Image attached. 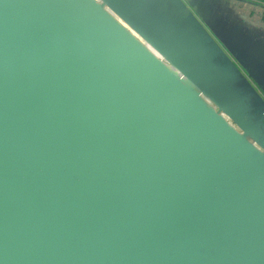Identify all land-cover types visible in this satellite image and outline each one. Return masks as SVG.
Segmentation results:
<instances>
[{"label": "water", "instance_id": "water-1", "mask_svg": "<svg viewBox=\"0 0 264 264\" xmlns=\"http://www.w3.org/2000/svg\"><path fill=\"white\" fill-rule=\"evenodd\" d=\"M39 1L0 0V123L2 122L5 128L25 130L27 139L37 143V146L42 142L51 143L58 140L57 143L60 146L57 147V143L48 145L50 157H45L51 160L55 157L51 153L53 147H56L57 153L66 154L64 155L66 161L60 165L61 169H71L81 165L83 171L86 170L87 165L80 159L85 156L82 153H87L89 150L83 151L82 146L79 145L80 122L92 121L84 126V131L88 135L93 132L91 137L93 135L101 137L102 143V139L112 142L108 143L107 149L98 145L91 150L94 161L90 162L99 165L95 166V175L84 173L82 182L85 188L81 189V197L89 201L84 209L87 206L92 207V198L96 197V193H100L98 191L100 190L112 200H118L114 205L117 206L116 215L119 222L117 226L122 230L128 226L130 214L121 216L120 209L128 208L132 202L136 203V206L145 204L144 199H155L156 206L152 204L150 209L158 212V217L151 218L152 221H149L151 225L142 228L147 235L136 239L135 243H129L137 244L131 246L133 249L120 250L121 258H116L118 262L122 264H228L229 261L238 258L239 254L248 259L240 252V249L243 250V246L252 239L264 240V143L262 141L264 100L258 92L223 53L182 0L169 1L187 23L190 32L199 39V45L208 56L207 68L215 74L213 79L195 73L202 71L194 69L193 66L183 65L182 57L176 56L174 60L171 55H167L158 43L149 39L134 24L131 17L125 16L119 6V0H99L100 3L95 2L96 0H85V2L78 0L80 6L75 5L72 8L69 1L65 5L62 3L63 0H58L60 3H56L58 7L53 17L57 15L55 18L57 17L59 23L55 22V18L50 17L52 27L50 26L49 31H46L45 25L41 26L39 21L32 19L33 12H28L30 7L40 8ZM48 3V1L45 2L44 6ZM108 5L116 16L130 25L146 43L163 56L165 63L160 62L148 49L141 48L132 36L124 33L122 27L115 24V19L106 13L105 6L108 8ZM67 21L73 24H66ZM54 24H57L61 32L53 27ZM106 29H111L110 38L105 34ZM47 32H57L59 39L53 34L47 35ZM119 32L125 35L124 38H120ZM84 35H89L91 45L81 40L75 42L74 37H84ZM95 41L110 44L114 48L113 51H117L114 54L118 55L114 56L117 61L125 56L135 57L137 65L132 58H129L132 65L126 68L115 64L107 68L99 67L96 71L110 76L112 80L115 79L114 77L121 80L118 84L113 83L112 80L108 81L111 86L104 84L106 81L103 78L96 80L98 91L96 93L89 91V94L84 95L82 98L88 99L86 101L88 103L84 105L79 102L81 97L75 94L76 87L71 83H77L79 79H83L79 78L77 69L88 67V65L85 64L79 68L70 64H67L69 67L64 65L53 67L51 63H60V56H65L67 51L72 52L73 47L92 48ZM24 44L27 47L31 46L27 48L31 50H25ZM118 44L121 50H116ZM58 45L64 49L63 52L52 48ZM51 50H53L52 57L47 59L46 52ZM125 51L131 52L125 53ZM17 55H20L21 66L15 57ZM72 55L74 53L69 54L70 59ZM13 61H16L17 68L11 70ZM85 61L89 62V60ZM166 62L172 64L179 74L173 72ZM142 66L148 68L147 73L142 71ZM86 69L84 71H91L89 68ZM70 73L74 75L69 76ZM217 76L221 84L214 81ZM256 80L261 83L258 79ZM85 81H87L86 78ZM124 81L137 85L135 95L129 93L132 98L126 104L131 106L129 108H137V110L126 121L134 124L137 122L138 132H125V137L122 133L120 135L123 140L130 139L127 141L128 145L125 144L128 149L120 146L121 139L114 138L112 135L116 126L114 123L122 126V122L125 121L117 122L118 116H122L119 100L123 94L119 93L124 92L122 91ZM120 83L123 84L120 85ZM169 88H173L180 96L166 95L164 91H168ZM108 89H119V93ZM197 90L214 102L219 111L214 112V109L211 110L205 106L197 96L199 94ZM142 92L148 96L146 100L141 99ZM171 99L174 102H171ZM107 106L111 107L107 109ZM142 106H146V110L138 112V107ZM113 109H119V112L114 113ZM73 112H77V116L72 117ZM232 123H235L242 132L234 129ZM93 124H96L97 128ZM140 128L148 132L143 134ZM93 129L96 130L93 131ZM1 135L6 136L7 132H3L0 128ZM247 136L254 143H251ZM157 137L165 139L169 137L167 138L168 146L164 144L165 140L162 138L160 141H154ZM5 141L6 138L0 144L5 145ZM30 147L33 148L35 145ZM107 170L110 175H115L114 178H121V180L114 183L103 181ZM20 173L21 176L26 177L24 171ZM1 174L7 176L2 171ZM72 176L68 177L72 178ZM36 185L42 192L50 186L49 182H37ZM71 185L76 187L74 183ZM172 191H177L179 194L176 195ZM208 197L211 198L209 201L217 203L219 212L209 215L205 210V206L209 205ZM171 198L179 200L178 210L181 207V210L184 212L187 210L188 215H192L191 221L194 228L179 227L175 224L176 214L179 213H170ZM12 200L17 203L16 199L12 198ZM95 200L97 203V197ZM29 202H25L24 209L18 210L19 214L15 213L13 207L7 210L0 204V264H26L27 257L36 258L39 264L51 262L46 260L45 251L38 249L35 252L29 247L32 246L29 242L35 243L37 247L38 244L49 245L54 242L55 236L61 229L62 221L59 219V214L56 215L50 206L43 205L41 208H36L38 203H32L29 207ZM229 209L235 211L234 216L232 211H228ZM194 212L199 213L206 223L205 219L208 218L212 223L217 225L224 223L229 228L221 233V228L218 229L216 228L218 226L214 225L210 227L207 223L208 228L205 230L206 225L202 219H195ZM41 214L48 218H50L48 215L52 216L49 219L51 221L49 225L43 228L40 225L34 226V228L37 227L35 234L44 233V239L38 242L37 235L33 241L29 240L26 243L19 240L20 237H26V234L22 233H19V237L16 235L18 230L24 228L23 219L26 223L29 220L30 223L31 216H35V220L41 217ZM166 217H171L174 223L170 221L166 224ZM258 217L261 219L259 220ZM53 221L57 223L51 224ZM250 222L254 229L243 230L244 224H250ZM63 224L66 225L67 221ZM75 227L84 234L81 239L85 235L90 239L97 237L98 231L92 227L91 229L88 227L82 229L80 225ZM174 228L187 230L190 235L189 240L182 238L186 244H178V250L176 248L170 251L160 250L161 245L164 244H169L166 246L171 248L174 237L172 234L170 236V230ZM239 228L242 231L240 234H238ZM201 239L203 241L199 242ZM94 240L90 242L92 246L87 244L88 249L80 251L77 256L72 255L71 252L68 253L73 256H69L71 262L64 260L60 264H116L117 262L113 260L110 262V254L107 259H102L103 257L97 254L96 257L100 259L89 263L86 253L91 249L93 253L99 252L97 251L100 245L99 239ZM231 240L237 244L232 245ZM149 247H153L156 251L153 255H157L158 252L159 255L150 257ZM258 248L252 252L262 259L261 264H263L264 246ZM47 254L49 255V252ZM52 256L57 258L61 257V254L54 250Z\"/></svg>", "mask_w": 264, "mask_h": 264}, {"label": "rangeland", "instance_id": "rangeland-1", "mask_svg": "<svg viewBox=\"0 0 264 264\" xmlns=\"http://www.w3.org/2000/svg\"><path fill=\"white\" fill-rule=\"evenodd\" d=\"M49 2L48 5H45V2ZM69 1V5L71 6V8L73 6H80L78 3V0H63L62 3H64L66 5V2ZM40 8L35 9L34 7H30V11L28 10L29 13H34L32 19L34 21H39L40 25L44 26L46 28V31L51 30L50 26H51V22L52 20L50 19V17H52V19L55 18L54 15L53 17V13L56 14V9H57V4L56 3H60L58 0H40ZM85 2V0H84ZM95 2L100 3L99 0H96ZM82 4V3H81ZM46 7V9L44 7ZM43 7V8H42ZM116 7V6H114ZM106 8V13H108L110 15L111 18H118V22H115V24L117 23L118 25H120L122 27V30H124V33H126L127 35L132 36V38L138 43V45L141 48H145L147 50V48L154 54L156 55V57L160 60L164 61V58L160 55L159 52L155 51L154 49H152L148 43H146L132 28L130 25L126 24L125 22H123L118 16H116L113 13V10L107 6H105ZM63 14V13H62ZM44 17V20H42V18ZM84 18V17H83ZM110 18V19H111ZM85 19V18H84ZM42 20V22H41ZM55 22L59 23V20H57V17L54 19ZM32 20H29V22H31ZM72 21V20H71ZM71 21H67L66 24L70 23L71 25L73 24ZM33 23V21H32ZM76 26V25H74ZM52 27V26H51ZM54 28H57L59 30V32H61V29L57 26V24H54L53 26ZM145 29V28H144ZM110 30V31H109ZM111 32V29H106L105 30V34H107V36L109 37V33ZM67 33V32H66ZM47 35H51L53 34L54 36H56L59 39V35H57V32H47ZM61 35V34H60ZM80 36V35H78ZM119 36L120 38H124V34L119 32ZM111 37V36H110ZM109 37V38H110ZM75 42L77 40H81L82 42H88L91 45V41L89 38V35H84V37H74ZM113 39V38H111ZM110 40V39H109ZM74 42V43H75ZM33 43V40H32ZM116 43V42H115ZM120 44V43H119ZM116 45V50L120 49V45ZM75 45V44H74ZM93 45V42H92ZM107 42H103V41H95V44L93 45L92 48L86 49L84 47H73L74 50L72 52L67 51V54L64 56H60V63L59 62H54L51 63V65L54 66H60V65H64L65 67H69L67 64L77 66L76 68H79V66H84L85 64L88 65V67L82 68V69H77L79 70V72H76L79 75V78H83L82 80L79 79V81H77V83L72 82L71 84L73 86L76 87V95L81 97V100L79 101L81 104L83 103L84 105L88 102V99H86L85 97L82 98L84 95L89 94L90 92H94L96 93L98 91V88L96 87L97 85L95 84L96 80H99L103 78V80H105L106 82H104V84H109L108 81H111V77L106 75V74H102L98 71H96L99 67H104L107 68L110 65H117V66H123V68L129 67L131 66V61L129 58V56H125L123 57V59H121L120 61H117L114 56H118V55H114L116 52L113 51V47L109 44L108 46ZM36 46V45H35ZM25 50L30 51L31 49H27L29 47L26 46V44H24ZM37 47H39L37 45ZM115 47V46H114ZM147 47V48H146ZM41 48V47H40ZM52 48H57L62 50V52L64 51L63 48H61V45H58V47H52ZM54 50V49H53ZM46 52L47 54V59H51L52 57V51ZM121 50V49H120ZM120 52V51H119ZM126 52H131V51H125ZM72 53H74V55L71 56V59L69 58V54L71 55ZM170 55L173 57V59L175 60L176 58V53L174 52V50H170ZM16 59L18 60L20 66H21V59H20V55L15 56ZM66 57V58H65ZM91 58V61H90ZM115 59V60H114ZM133 61H135V64L137 62V59L135 57L132 58ZM84 60H89V62H84ZM16 61H13V65L11 67V70L16 69L17 65ZM167 66L169 68H172V70L176 71V69L170 64L167 63ZM137 65V64H136ZM44 68V66H42ZM72 67V68H73ZM86 68H89L91 71L87 72L84 70H87ZM208 69V68H207ZM148 68L146 69L145 66H142V71L145 73H147ZM200 71L202 72H198L196 71L195 73H200V76L205 75L207 78L208 76L211 77L213 79V77L215 76V74L211 71V69L209 70H205V67L202 66L200 69ZM4 72V71H3ZM2 72V74H3ZM179 74V73H178ZM69 76H73L74 74L70 73L68 74ZM197 75V74H195ZM108 78H104V77ZM198 76V75H197ZM85 78L87 79V81H85ZM115 79H113V83H119L121 79L114 77ZM72 79V78H70ZM100 80V81H101ZM147 81V80H146ZM156 83V82H155ZM123 83H120V85ZM109 86H111V84H109ZM137 85L136 84H130L126 81H124V89H122V91L124 90L123 93H119V89L117 90H113V89H108L110 91H113L115 93H119V94H123V97L119 100L120 102V109H122V116H118L119 120L118 121H122L125 120L124 122H122V126L121 124L118 123H114L116 126H114V132H112V135L114 136V138H120V135L122 133V136H124L125 132L131 131V133L135 132L137 133V128H139V124L136 122L135 124L131 121H126L128 120L129 116L132 114L136 113L137 108H129L131 106L126 105L128 104L130 101L129 99L132 98V96H129V93L134 94V92H136V88ZM141 89V88H140ZM166 93V95L169 94H173L174 97H177V95L180 96V94H178L173 88H169V90H165L164 91ZM197 92L199 93L197 96L199 97V99L203 102V104L207 107H209V109H214L213 111H219L218 106H216L214 104V102H212L204 93H202L201 91L197 90ZM146 98H148L147 95L141 94V99L146 100ZM171 102H174L171 99ZM111 106H107L106 108L109 109ZM146 106H142V107H138V112H142L143 109H145ZM96 110V109H95ZM146 110V109H145ZM97 112V110H96ZM113 112H119V109H113ZM107 113V112H106ZM97 114V113H96ZM222 115H224L222 113ZM72 117L77 116V112H73L71 114ZM117 116V114H116ZM112 117V116H111ZM226 120L228 121L229 119L226 118ZM95 121V120H94ZM90 122H80L79 124V129H80V137H79V145L82 146V150L85 151L86 149H88L89 151L87 153H82L85 156L82 157L80 160L85 163L87 165L86 170L83 171V167L81 165H76L75 168H71V169H61L60 165L65 163L66 159H64V153H57L56 152V147H53V150L51 151V153H53L55 155V157L51 160V158H46L45 156H49L50 157V152L48 150V145H54V143H57L58 140H54L51 143H43L39 144V146H37V143L35 142H30L29 139H27L25 133L23 130H18L16 128L14 129H9V128H5V126L3 125V123H0V128L3 129V132H7L6 136L1 135L0 136V143H3L4 139L6 138L5 141V145H1L0 144V201H1V205L5 206V208L8 210L9 208L14 209L16 214H19V209H24L26 206L25 202H29V207L31 206V204H37L36 208H41V206L43 207V205L46 206H50L53 209V212L56 213V215L59 214V219L60 221H62V226L61 229L59 230L58 234L55 236V241L50 243L49 245L45 244H38V247L36 246L35 243L33 242H29L30 248H33L35 250V252H37L38 249H40L41 251H45L46 255L45 258H47L46 260H50L51 262L49 264H60L62 263V261L64 260H68V261H72L70 257L77 256V254L80 251H86L87 248V244H90L92 246V244L90 242H92L94 239L97 240L99 239V248L97 251L99 252H95L93 253L92 249L89 250L86 253V257L89 259V263L92 261H96V259H100L97 258L96 255L99 254V256L102 259H107L108 254H110V262L115 261L117 262L116 264H122L121 262H118V260L116 259L117 257L121 258V254H120V250H124L127 248L133 249V246H136L137 244L131 245L129 243L132 242H136L138 239L144 237L145 235H147V233L145 231H143L142 228H145L146 226H150L152 221L151 218H156L158 217L157 214V210H153L150 209V207H152V204L156 206V204L154 203L156 200L155 199H144V203L147 205L145 206V204H138L135 206L136 203H131L130 206L128 208H121L120 209V214L121 216H128V214H130V221L128 226L122 230V228H119V226H117V215H116V211H117V206L114 204H117L115 202H117L118 200L114 201L112 200L110 197H108L107 195H105L102 191L98 190L100 193H96V197L98 199V205L96 203V197H93L95 200V206L97 205V208L94 206V200L92 198V202L93 205L92 207H85V204H87L89 201L83 200V198L81 197V189L85 188V184L82 182L83 180V176L84 173L85 174H92L95 172L96 167L99 164L98 163H91L90 161H94L93 157H92V152L91 150H93L95 147H97L98 145H102L104 146L103 149H107L108 148V143H112L108 140H103V143L101 142L100 138L98 136L92 135L93 132H91V134L88 135V133H86L84 131V126H87V124H90ZM229 122V121H228ZM95 127L97 128L96 124ZM24 126H26V124H24ZM232 126L234 127V129L238 130V132H242L238 126L235 123H232ZM94 127V128H95ZM96 129H93V131ZM99 130V129H98ZM78 131V130H77ZM140 132L145 134L148 131H146V129L144 128H140ZM90 133V132H89ZM134 133V134H135ZM133 134V135H134ZM149 134V133H148ZM136 137V136H135ZM154 138V136H153ZM162 138V140L164 139L165 141L164 144L166 146H168L167 143V138L166 137H157L154 139V141H160ZM247 139L249 140V136H247ZM130 139H127V141H129ZM34 141V138H33ZM119 144L120 146H124L123 148H127L126 145H128L126 140H119ZM126 141V142H125ZM253 141V140H250ZM262 141L264 143V135L262 136ZM161 143V142H160ZM167 143V144H166ZM7 144V145H6ZM126 144V145H125ZM133 144V143H132ZM31 145H35V147H30ZM60 146L57 143V147ZM257 146V145H256ZM9 147V148H7ZM258 147V146H257ZM259 148V147H258ZM37 149V150H36ZM128 149V148H127ZM51 150V149H50ZM173 150V149H172ZM34 151V152H33ZM171 151V150H170ZM173 152V151H171ZM33 153V154H32ZM60 157H63L62 159H60ZM79 157V156H78ZM68 158V157H65ZM55 159V161H53ZM89 163V164H87ZM93 164L92 166L90 165ZM58 166V167H57ZM56 167L58 168L56 170ZM1 171L7 175L4 176L1 174ZM21 171H24L26 173V177L21 176ZM68 173V174H67ZM107 175H104V180H106L107 182H111L114 183L115 181H119L121 180V178H114L115 175L113 174H109V170H107ZM122 173V171H121ZM70 175H73L72 178L68 177ZM95 175V173H94ZM55 177V179H53ZM119 177H121V175L118 174ZM37 182H49L50 186H48L47 190H44V192L40 191L37 187ZM71 183H74L76 185V187H72ZM71 185V186H70ZM11 192V193H9ZM173 192V191H172ZM176 195L179 194V192L175 191L173 192ZM10 194V195H9ZM84 196V195H83ZM12 198L16 199V202H13ZM21 199H23L21 201ZM172 199V200H171ZM170 199V205L172 207H170V213H179L176 214V221L181 219V221L178 223L175 221V224L178 225L179 227L181 226H186V228H192L193 226V222L191 220H193V218L191 217L192 215H188L187 210L186 212H184L183 210H181V207L179 208L180 210H178V206L177 203L179 202L178 199ZM211 198H207V202H209L208 206H205V210L208 211V214L210 215L211 213H214L217 211V209L219 208L216 204L217 203H213L212 201H209ZM87 201V202H86ZM158 202V201H157ZM138 203V202H137ZM15 206H14V205ZM94 206V207H93ZM127 206V205H125ZM159 207V206H158ZM96 208V209H95ZM173 208H177V209H173ZM176 210V211H175ZM152 211H154L152 213ZM228 211H232L233 212V216L235 215V211L232 209H229ZM219 212V211H217ZM186 213V214H185ZM136 214V217H134ZM155 214V217H154ZM195 214V219L199 218V220L202 219L203 223L206 225V228H204L205 230L208 228V224L209 226H218L216 228L218 229H222L221 233H223V231H226V229L229 228V226L227 224H220L217 225V223H212L211 221L208 220V218H206L205 220L207 221V223L203 220V218L201 216H199V213L194 212ZM222 214L224 215V212H222ZM48 215V214H47ZM50 218L52 216L48 215ZM229 216V214H228ZM255 216V215H254ZM35 216H31L30 219V223L28 220V223L25 222V220L23 219L24 222V228L20 229L17 231V236L19 237V233L22 234H26V237H20L19 240H21L22 242L26 243V241H33V238H36L38 235V242L40 240L44 239V233H39V234H35V231L38 227V225H40L41 228H43L44 226H47L50 224V218H48L47 216L44 217L43 214H41V217H38L37 219L34 220ZM132 217H134L133 219H131ZM257 217V215H256ZM14 218V216L12 217ZM229 218L231 220H233L232 216H229ZM259 219V217H258ZM261 219V218H260ZM259 219V220H260ZM65 221H67V224H63ZM172 222V218L171 217H166L165 218V223L169 224V222ZM55 221H53V223L51 224H56L54 223ZM132 222V223H131ZM119 223V222H118ZM174 222H172L173 224ZM257 224V223H255ZM37 225L36 228H34V226ZM80 225V227L83 229H86L87 227L89 229H91L90 227H92L93 229H96L97 234L95 238L90 239L86 236L83 237V239H81V237L84 235L79 231V228L75 227ZM153 225V223H152ZM255 227L257 228V226L255 225ZM194 228V227H193ZM247 228L248 229H254L253 227H251V222L250 224H244L243 230H245ZM255 228V229H256ZM172 231V232H171ZM242 231L239 228V233L240 234ZM256 232V230H255ZM35 234V236H33ZM171 234L173 235V242L171 241V245L169 247H167L166 245L169 246V244H164L161 245L160 250H166V251H170L173 250V248H176L178 250V244L180 243H185V240H189L188 238L190 237V235H188L187 230L185 229H171L170 230V236ZM50 235H51V231H50ZM139 235V237H138ZM33 236V237H32ZM130 237V238H129ZM28 238V239H26ZM184 238V239H182ZM137 239V240H136ZM94 240V241H95ZM128 240L130 242H128ZM220 240V239H218ZM230 240V239H229ZM76 241V242H75ZM203 241L202 239L199 240ZM37 242V239H36ZM232 242V245L237 244L236 242ZM263 244V245H261ZM177 243V245H175ZM128 244V245H126ZM130 245V246H129ZM36 246V247H35ZM132 246V247H131ZM263 247L264 246V240H256V239H252L249 241V243H246L243 247L244 249H240V252H242L243 254L246 255L245 259L244 256L242 255H238V258H234L232 261H229L228 264H261L262 259L260 257H258L257 255H255V252H252L254 249H259L258 247ZM35 247V248H34ZM149 254L150 257H155L159 255V252L157 253V255H153L154 253H156V251L154 250L153 247H149ZM147 249V250H148ZM54 250H56L58 253L61 254V257H54L52 256ZM47 252H49V255L47 254ZM72 255H68V253H70ZM28 254V253H27ZM58 255V254H56ZM118 255V256H117ZM113 256V257H112ZM149 257V256H148ZM84 258V257H83ZM240 260V261H238ZM238 261V262H237ZM26 264H39L38 260L36 258H30L27 257L26 259ZM245 262V263H243ZM23 263V262H22ZM91 264V263H90ZM99 264V263H97ZM102 264V263H101ZM108 264H112V263H108ZM126 264V263H123ZM263 264H264V260H263Z\"/></svg>", "mask_w": 264, "mask_h": 264}, {"label": "crops", "instance_id": "crops-1", "mask_svg": "<svg viewBox=\"0 0 264 264\" xmlns=\"http://www.w3.org/2000/svg\"><path fill=\"white\" fill-rule=\"evenodd\" d=\"M119 1L125 16L131 17L134 24L158 43L167 55L172 49L176 56L183 58V65L207 69L208 56L199 45V39L190 32L169 0ZM182 1L264 100V0ZM217 77L214 81L221 84Z\"/></svg>", "mask_w": 264, "mask_h": 264}, {"label": "trees", "instance_id": "trees-1", "mask_svg": "<svg viewBox=\"0 0 264 264\" xmlns=\"http://www.w3.org/2000/svg\"><path fill=\"white\" fill-rule=\"evenodd\" d=\"M263 17H264V16H263ZM172 71L178 74V72H177V71H174V70H172Z\"/></svg>", "mask_w": 264, "mask_h": 264}]
</instances>
